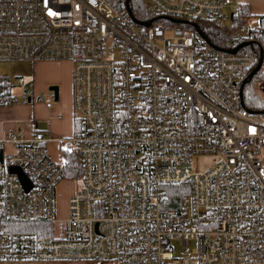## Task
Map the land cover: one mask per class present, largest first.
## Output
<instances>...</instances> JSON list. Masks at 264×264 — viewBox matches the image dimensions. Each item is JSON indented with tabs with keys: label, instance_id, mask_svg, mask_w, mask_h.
I'll return each mask as SVG.
<instances>
[{
	"label": "built area",
	"instance_id": "built-area-1",
	"mask_svg": "<svg viewBox=\"0 0 264 264\" xmlns=\"http://www.w3.org/2000/svg\"><path fill=\"white\" fill-rule=\"evenodd\" d=\"M144 2L136 17L110 0H0V61H72L66 142L81 182L58 217L56 188L68 177L46 151L55 138L37 129L1 138L0 261L264 264V112L241 98L258 72L264 88L263 29L236 23L235 0ZM211 22L225 38L201 29ZM33 99L26 76L0 75V106ZM194 154L217 161L193 171ZM35 222L58 228L45 237L6 226Z\"/></svg>",
	"mask_w": 264,
	"mask_h": 264
},
{
	"label": "crops",
	"instance_id": "crops-1",
	"mask_svg": "<svg viewBox=\"0 0 264 264\" xmlns=\"http://www.w3.org/2000/svg\"><path fill=\"white\" fill-rule=\"evenodd\" d=\"M238 5H245L251 14L245 18L250 22H258L257 16L259 14H264V0H235ZM254 18V21H252ZM57 64L43 60V62L35 61H0V75H16L22 74L29 79V83L36 92V87L34 88V82L36 77L37 88L43 89L46 84L57 85L58 77L52 76L50 70ZM58 86V85H57ZM59 94V87H58ZM29 102L33 100L25 101L20 100L18 103L2 105L0 106V139L4 138L10 132L20 131L25 135H30L35 129H38V122L35 120V115L43 117L44 111L46 109L43 105H29ZM36 106V108H35ZM37 109L38 114L35 110ZM55 109H60V106ZM54 109V110H55ZM49 109H47L48 116L47 120H53V130L60 134H69L73 130V117L71 114V107L69 105L68 109L63 110V114L54 117V115L49 114ZM28 118L30 120L27 122ZM52 125V124H51ZM51 127V126H50ZM51 142V141H50ZM12 150V148L10 149ZM0 264H114L109 260H73V261H0Z\"/></svg>",
	"mask_w": 264,
	"mask_h": 264
},
{
	"label": "rangeland",
	"instance_id": "rangeland-1",
	"mask_svg": "<svg viewBox=\"0 0 264 264\" xmlns=\"http://www.w3.org/2000/svg\"><path fill=\"white\" fill-rule=\"evenodd\" d=\"M256 1V0H254ZM145 6L147 5L146 2H144ZM147 13V10L146 12ZM142 14V13H141ZM141 14L136 13V17H140ZM148 14H151L148 12ZM252 21H254V18H252ZM39 62H43V60H38ZM48 62L57 64L56 66L52 67L50 70V73L52 76H57V85L59 87V94L58 98L54 99L52 91L48 89V86L52 84H46L43 89L37 88V82L36 77L34 82V88L36 87V92L34 91V99L33 102H29V105H43L46 111L43 113V117H39L35 115V120L38 122V129L40 132L43 133L44 137H52L55 138V140H52L51 142L48 141L45 144L46 151L49 154V156L55 160L59 161V146L65 147L69 146L66 142V139L70 138L73 135V130L69 134H60L53 130V120H47L48 112L47 109H49V114L54 115V117L63 114L64 109H68L69 105L71 107V114L72 117L74 116L73 108H72V93H71V71H72V61L71 60H47ZM253 89L258 93V95L262 98L264 97V88L259 86L258 78L253 79L252 83ZM39 95H42L44 97V100H47L51 103L50 107H46L44 105V101L38 100L37 97ZM60 106V109H55ZM36 108V106H35ZM55 109V110H54ZM36 114H38L37 109L35 110ZM30 120L28 118L27 122ZM52 124V125H51ZM51 126V127H50ZM63 138L62 141H58L56 139ZM13 148L12 144H5L4 150L7 152H10V150ZM217 161V157L212 154H194L190 158V168L193 171H202L206 170L209 167L213 166L215 162ZM81 182L80 179L76 176L72 178H65L58 182L57 184V202H56V215L58 217H62L66 215V201L67 196L72 193L77 187H80ZM58 228V225L56 223L52 224L51 231L53 233L56 232V229ZM173 250L175 254H181L180 245L178 241H172ZM189 248L193 247L192 242L188 245Z\"/></svg>",
	"mask_w": 264,
	"mask_h": 264
},
{
	"label": "trees",
	"instance_id": "trees-1",
	"mask_svg": "<svg viewBox=\"0 0 264 264\" xmlns=\"http://www.w3.org/2000/svg\"><path fill=\"white\" fill-rule=\"evenodd\" d=\"M111 3L118 9H125L126 7L130 11L132 15H136L139 13L143 15L147 8L145 7L144 0H110ZM251 12L249 9L243 5L239 4L237 13L234 18L236 23H240L242 19L246 16H249ZM149 18H154L155 20H162L164 17L160 15H149ZM259 25L263 29L262 38L264 39V14H259L257 16ZM202 27L201 29H205L209 32H214L220 35L221 38L226 37V29H221L214 22H211L206 27ZM259 73H256L253 77H251L243 86L241 90V98L242 103L248 108L252 110H257L260 112H264V97H260L258 93L253 89L252 83L254 78H258ZM75 123L73 120V129ZM59 159L61 161V166L64 169V173L66 177H74L79 175V163L77 154L74 150L68 146L61 147L59 146ZM184 187H179V185L169 186V198H171V202L178 203L181 198L180 192L183 191ZM168 198V199H169ZM11 230L20 231V232H28V233H38L39 235L48 237L50 235V223L47 222H35V223H17V224H8L6 225Z\"/></svg>",
	"mask_w": 264,
	"mask_h": 264
},
{
	"label": "water",
	"instance_id": "water-1",
	"mask_svg": "<svg viewBox=\"0 0 264 264\" xmlns=\"http://www.w3.org/2000/svg\"><path fill=\"white\" fill-rule=\"evenodd\" d=\"M125 9L129 12L127 7ZM259 65H260V58L258 59L257 64L254 66V68L249 72V74L247 76L248 78H250L254 74V72L257 70ZM48 89H50L52 91L53 98L57 99L58 98V86L57 85H50V86H48ZM0 157H1V153H0ZM8 170L10 172L17 173L19 178H20V181H22V183L24 185H27V184L29 185V183L27 182L26 176L24 175V173L21 171V169L18 166H10L8 168Z\"/></svg>",
	"mask_w": 264,
	"mask_h": 264
}]
</instances>
